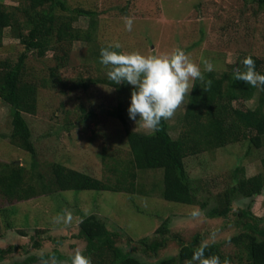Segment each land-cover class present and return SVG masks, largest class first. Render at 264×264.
Returning a JSON list of instances; mask_svg holds the SVG:
<instances>
[{
	"label": "rangeland",
	"instance_id": "obj_1",
	"mask_svg": "<svg viewBox=\"0 0 264 264\" xmlns=\"http://www.w3.org/2000/svg\"><path fill=\"white\" fill-rule=\"evenodd\" d=\"M66 3L70 9L83 8L97 13L95 44L83 41L73 44L68 63L58 69L51 86L38 87L36 114L24 117L31 130L40 171L47 172L50 163L59 162L112 183L119 179L121 191L57 192L27 201H10L0 192V247H15L0 264L21 258L20 248L26 244L40 262L44 261L40 258L42 255L54 250L66 260L77 250L84 253L86 242L76 236L81 216L89 214L100 216L110 231L120 234L118 245L147 263L178 256L181 241L190 243L197 234H202L201 246L219 244L230 264H248L246 254L240 253L228 240L239 233L237 224L244 220L242 210L248 209L264 220V191L252 200H233L232 212L227 218H208L202 203L217 204L220 195L232 186L237 168L243 167L247 177L263 171L264 147L257 149L246 140L188 156L185 166L199 204L186 206L165 201L162 196L164 170L136 169L120 109L130 129L146 134L154 130L129 118L133 86L114 87L104 81L109 80L107 68L101 64L98 53L102 47L115 43L121 45V51H139L145 55H160L181 48L200 64L202 71L203 61L208 60L219 73L238 68L245 56L252 55L260 59L264 70V7L244 0H66ZM0 4L14 11L22 1L0 0ZM128 19L133 22L131 31L125 27ZM90 23L89 18L81 17L75 26L87 29ZM16 36L10 29L5 31L1 60L15 63L23 53L24 46ZM56 66L54 51H48L44 57L36 51L30 52L25 80L44 85L41 79H50L51 68ZM89 79L94 83L88 87L71 89L80 80ZM190 93L167 119L174 139L182 131ZM219 96L216 94L215 98ZM258 96L257 92L253 100L240 99L233 104L250 135L256 134L252 124L256 119L254 109ZM11 121L8 105L0 101V163L15 162L17 166L30 168V154L11 143ZM26 173V183L31 182L29 171ZM196 209L200 214L193 217L191 213ZM69 213L71 220L67 222L53 219ZM163 227L167 229L165 234L158 233ZM49 236L61 242L53 243L47 239ZM145 237L151 241L164 240L165 246L153 253L139 243ZM38 238L43 241L40 249H34L32 244Z\"/></svg>",
	"mask_w": 264,
	"mask_h": 264
},
{
	"label": "trees",
	"instance_id": "obj_2",
	"mask_svg": "<svg viewBox=\"0 0 264 264\" xmlns=\"http://www.w3.org/2000/svg\"><path fill=\"white\" fill-rule=\"evenodd\" d=\"M21 1V6L14 11H8L4 5L0 4V49L3 47L7 29L17 33L16 37L24 46L23 53L15 63L9 59H0V101L6 103L10 110L11 143L30 154L32 160L30 168H25L24 165L17 166L15 162L0 163V192L10 201H27L39 196H50L67 191L120 192L119 179L112 183L71 169L59 162L50 163L47 172L40 171L41 164L32 142L31 130L24 117L25 114H36L38 87L51 86L54 78H57L58 69L68 63L73 44L77 41L95 44L94 22L97 13L83 8L70 9L66 0ZM244 1H251L264 7V0ZM81 17L90 19L91 23L87 29L75 26ZM50 50L55 52L57 59V66L51 68V80L43 77L41 80L45 86L25 80V64L30 52L36 51L40 57H44ZM252 58L255 60L256 70L264 73L260 59L255 56ZM238 68L241 71L244 70L242 62ZM234 70L235 68H232L223 73L215 70L202 71L204 81L200 79L194 81L182 118V131L175 139L170 134L168 120H162L151 134L141 133L129 128L120 109L119 116L126 129L127 142L136 169L139 171L164 170L162 196L165 201L186 206L199 204L197 191L185 166V159L188 156L213 152L246 140L250 146L257 149L264 147V88L236 80ZM208 80H211L212 84L205 91L204 87ZM104 81L114 87H120L110 79ZM90 83L94 82L91 79L80 80L71 89L88 87ZM257 92L259 93L258 105L254 109L256 119L252 124L256 134L250 135L233 104L240 99L251 101L256 98ZM216 94L220 96L215 98ZM262 165L264 167V159ZM27 171L32 181L26 183ZM263 191L264 170L247 177L245 169L239 167L234 171L232 186L220 195L219 202L216 204V202L204 201L202 208L210 219L227 218L232 212L233 200L240 201L244 198L252 200ZM248 205L251 206V204ZM1 210L0 207V213ZM241 216L244 220L237 224L239 233L232 236L228 242L232 243L240 253L246 254L248 264H264V226H262L264 220L248 209L242 210ZM35 231L42 232L39 229ZM166 231L167 229L163 227L157 232L165 234ZM76 237L86 242L84 254L91 257L92 264H151L120 247L118 245L121 240L120 234L110 231L106 222L96 214L81 216L79 233ZM43 238L33 242L34 249H40ZM47 239L53 243L61 242L52 236ZM202 239V234H197L190 243L181 241L178 256L166 258L155 264H190L193 251L201 246ZM139 243L153 253L165 246L164 240L151 241L149 237L142 238ZM14 250L13 246L0 247V263L5 261ZM20 250L22 257L8 264H43L31 254L29 245L21 246ZM205 255H219L221 261L230 260L229 257L224 256L221 246L216 243L206 244ZM52 256L59 260H66V257L57 250L40 258L47 260Z\"/></svg>",
	"mask_w": 264,
	"mask_h": 264
},
{
	"label": "clouds",
	"instance_id": "obj_3",
	"mask_svg": "<svg viewBox=\"0 0 264 264\" xmlns=\"http://www.w3.org/2000/svg\"><path fill=\"white\" fill-rule=\"evenodd\" d=\"M133 22L126 20L125 27L132 30ZM119 43L100 49V62L107 68L108 78L116 85L129 84L133 86L128 107L129 118L142 124L149 130L158 128L162 120L171 118L176 109L184 101L185 95L194 87L193 81H204L200 64L190 59L181 48H175L170 53L160 55H145L139 51L125 52ZM244 70H234L236 80H242L248 85L264 88V73L256 70L255 60L251 55L242 61ZM204 71H213V64L203 61ZM212 81L208 80L204 87L207 91ZM139 117V119H137ZM199 216L198 209L191 213ZM55 221L71 220V214L64 217H54ZM213 238L215 233L212 234ZM206 245L193 251L190 264H230L219 255H205ZM43 264H92L91 257L77 250L69 260H59L55 256L44 260Z\"/></svg>",
	"mask_w": 264,
	"mask_h": 264
}]
</instances>
